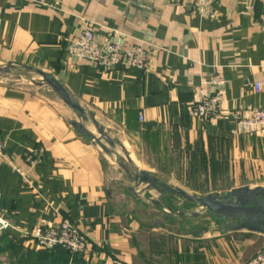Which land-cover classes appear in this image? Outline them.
Segmentation results:
<instances>
[{
	"label": "crops",
	"instance_id": "obj_1",
	"mask_svg": "<svg viewBox=\"0 0 264 264\" xmlns=\"http://www.w3.org/2000/svg\"><path fill=\"white\" fill-rule=\"evenodd\" d=\"M84 21L100 43L142 45L148 69L104 71L70 57L68 43ZM21 65L52 74L97 119L131 134L144 154L139 167L132 162L164 184L202 197L264 188V130L235 118L238 110L264 108V0H0V68ZM217 74L225 79L222 115L202 122L190 107ZM54 104L0 83V140L7 143L0 216L13 226L0 238V264H247L264 248V235L225 233L199 207L179 212L178 202L149 204L151 191L127 187L128 199L110 191L102 151L74 131L65 105ZM35 150L42 157L31 167L24 155ZM139 204L167 220L145 226ZM202 212L214 220L208 227L185 225L188 232L175 238L166 232L171 221H197ZM64 220L90 244L73 261L24 237Z\"/></svg>",
	"mask_w": 264,
	"mask_h": 264
},
{
	"label": "built area",
	"instance_id": "obj_2",
	"mask_svg": "<svg viewBox=\"0 0 264 264\" xmlns=\"http://www.w3.org/2000/svg\"><path fill=\"white\" fill-rule=\"evenodd\" d=\"M94 28L93 23L83 22L75 38L68 43L67 52L70 57L94 64L104 71L148 69L150 55L142 45L125 47L118 39L100 43L96 39ZM224 86L225 79L222 74L213 76L205 83L200 98L190 107L191 116L206 123L218 120L222 115ZM210 87L215 89L213 95L205 92ZM258 89L260 85L256 88ZM235 118L241 126L251 131L264 130V108L238 110ZM6 148V141L0 140V161L5 160ZM41 157V152L35 150L25 154L24 160L33 167L39 163ZM15 170L21 172L20 169ZM12 228L11 223L0 216V238ZM24 237L35 241L44 250L61 248L70 254L72 261L87 254L90 248L85 234L69 220L62 221L57 227H39L32 234L24 233ZM247 264H264V248Z\"/></svg>",
	"mask_w": 264,
	"mask_h": 264
},
{
	"label": "water",
	"instance_id": "obj_3",
	"mask_svg": "<svg viewBox=\"0 0 264 264\" xmlns=\"http://www.w3.org/2000/svg\"><path fill=\"white\" fill-rule=\"evenodd\" d=\"M11 67L0 68V76L14 75L15 73ZM26 71L35 73L44 79L47 86L53 90L62 103L76 116L77 121L72 122L71 127L77 134L92 139L93 143L106 154L110 153V149L104 145L102 140L111 148L117 147L116 141L98 123L95 114L87 111L80 105L55 76L32 66H22L18 74L22 75ZM89 125L95 127L102 140L88 131L87 126ZM126 159L130 168L122 162H120V167L129 180H134L136 183L144 185L149 191H154L161 196L178 197L187 203L198 206L202 211H206L216 221L220 222L221 229L225 233L247 230L264 235V188L251 189L243 187L222 195L197 196L181 188L168 186L153 175H151V178L146 177V172L140 171L129 156L126 155ZM154 204L162 206L159 201H154Z\"/></svg>",
	"mask_w": 264,
	"mask_h": 264
},
{
	"label": "rangeland",
	"instance_id": "obj_4",
	"mask_svg": "<svg viewBox=\"0 0 264 264\" xmlns=\"http://www.w3.org/2000/svg\"><path fill=\"white\" fill-rule=\"evenodd\" d=\"M22 69V65L15 67L14 75L12 76H0V83L1 85L9 88H15V89H22L30 92L32 94V97L38 98V99H46L49 103L52 102V104L55 107L54 103H57L61 105V107H64L62 102L58 99L57 95L53 92V90L45 84L41 77L38 76L35 73L32 72H23L22 75L18 74V71ZM51 105V104H50ZM70 111V110H69ZM71 112V111H70ZM72 113V112H71ZM72 119L73 121H77L76 116L72 113ZM96 120L98 123L105 129V131L108 133V135L114 139L117 143L116 148L109 147L105 141L102 140L101 136L99 135L98 131L95 129L93 125L87 126L88 131L92 133L95 137L100 138L104 145L110 149V153L106 154L102 151V154L104 155V165H105V171L107 176V184L110 191L116 192L117 195L121 196L123 199H128L127 195V187H132L134 191L138 192H144V187L136 188V182L133 180H129L124 173L123 169L120 167V162L124 163L125 166L128 168V162L126 159V155L134 159L136 165H140V163L143 161L144 154L142 152V149L137 146V140L134 139V137L129 134L127 131H123L119 127H116L115 125L108 124L104 119L99 117V119ZM72 121V120H71ZM92 139L90 142L92 143ZM93 144V143H92ZM143 156V157H142ZM116 165V166H115ZM145 172V171H144ZM160 199L164 205L173 206L174 203L178 202L180 207H177L179 209V212H194L198 211V206H192L193 208H189V206H186L187 204L183 202V200H179L178 198H163L162 196H159L158 193L151 191V194L147 193L144 194V200L148 201L150 204L151 199L155 198ZM128 203V202H127ZM145 205V204H143ZM176 205V204H175ZM197 207V208H196ZM137 209V208H135ZM177 209V210H178ZM200 219L197 221H194L189 217L187 221L175 219L174 221H171L169 226L166 229V232L170 233L171 238H175L177 236H180L183 234V232L193 231L194 226L199 224L204 227H208V224L212 223L214 220L205 212ZM138 218L140 219V222L144 224L145 226L151 227L156 222L164 223L165 220H167L166 215L162 211H158L155 208H152V206H149V208H144L141 206V204L138 205ZM172 218V217H171ZM177 222L174 224V222ZM183 223V224H182ZM201 223V224H200ZM184 225V226H183ZM188 226V231L186 230V226ZM165 230H159L160 233H162Z\"/></svg>",
	"mask_w": 264,
	"mask_h": 264
},
{
	"label": "bare ground",
	"instance_id": "obj_5",
	"mask_svg": "<svg viewBox=\"0 0 264 264\" xmlns=\"http://www.w3.org/2000/svg\"><path fill=\"white\" fill-rule=\"evenodd\" d=\"M11 69L14 70L15 67H11ZM41 79H42V78H41ZM42 81L46 84V81H45L44 79H42ZM115 166H116V165H115ZM145 175H146V177L151 178V174H150V173H147V172H146ZM135 184H136V188H139V187H142V186H143V187H144L143 190H144L145 192H149V190H148L144 185H141V184H138V183H135Z\"/></svg>",
	"mask_w": 264,
	"mask_h": 264
},
{
	"label": "trees",
	"instance_id": "obj_6",
	"mask_svg": "<svg viewBox=\"0 0 264 264\" xmlns=\"http://www.w3.org/2000/svg\"><path fill=\"white\" fill-rule=\"evenodd\" d=\"M60 249H61V248H60ZM64 252H65V254H67V255H68V257L70 256V254H69L67 251H65V250H64Z\"/></svg>",
	"mask_w": 264,
	"mask_h": 264
}]
</instances>
